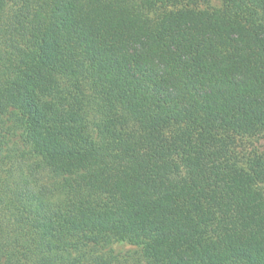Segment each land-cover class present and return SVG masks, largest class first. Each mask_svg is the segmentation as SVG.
Here are the masks:
<instances>
[{
	"label": "trees",
	"instance_id": "obj_1",
	"mask_svg": "<svg viewBox=\"0 0 264 264\" xmlns=\"http://www.w3.org/2000/svg\"><path fill=\"white\" fill-rule=\"evenodd\" d=\"M0 0V264H264V0Z\"/></svg>",
	"mask_w": 264,
	"mask_h": 264
},
{
	"label": "rangeland",
	"instance_id": "obj_2",
	"mask_svg": "<svg viewBox=\"0 0 264 264\" xmlns=\"http://www.w3.org/2000/svg\"><path fill=\"white\" fill-rule=\"evenodd\" d=\"M223 4L224 0H208L200 2L198 6L200 8H219ZM239 150L246 154L253 151L264 152V134L243 138L239 141ZM112 248L113 251L108 254L116 256L115 261L117 264H144L140 253L136 252L134 248H130L129 245L116 242L112 245Z\"/></svg>",
	"mask_w": 264,
	"mask_h": 264
}]
</instances>
